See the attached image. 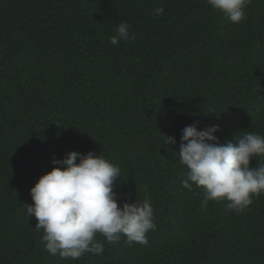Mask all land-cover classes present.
<instances>
[{"label": "trees", "instance_id": "trees-1", "mask_svg": "<svg viewBox=\"0 0 264 264\" xmlns=\"http://www.w3.org/2000/svg\"><path fill=\"white\" fill-rule=\"evenodd\" d=\"M245 14L234 24L207 0H0V264H264V193L239 214L203 209L178 153L194 123L219 125L222 144L264 135V0ZM125 21L135 39L111 45ZM73 150L119 166L121 207L150 200L147 245L97 234L102 254L47 252L25 204Z\"/></svg>", "mask_w": 264, "mask_h": 264}, {"label": "clouds", "instance_id": "clouds-1", "mask_svg": "<svg viewBox=\"0 0 264 264\" xmlns=\"http://www.w3.org/2000/svg\"><path fill=\"white\" fill-rule=\"evenodd\" d=\"M227 19L239 24L246 19L245 8L251 0H207ZM164 12L162 6L154 15ZM135 39L125 21L109 38L113 46ZM219 125L203 130L197 123L182 129L179 162L187 169L182 186L202 188L201 207L209 201H226L225 211L242 213L253 203V197L264 193V163L251 167L253 157H264V135L245 131L236 135V143H220ZM163 144H176L173 136H165ZM174 155L176 151L173 149ZM79 160V162H77ZM57 165L42 175L31 188L33 203L26 205L28 218L35 217V228L43 230L42 241L50 255L79 259L86 252L102 254L104 243H118L122 236L128 244H148V233L155 231L154 210L146 197L143 202L118 204L115 182L121 177L118 165L93 151H70Z\"/></svg>", "mask_w": 264, "mask_h": 264}]
</instances>
